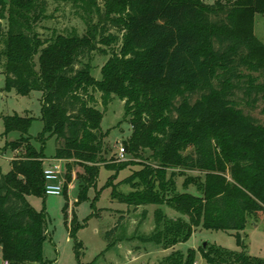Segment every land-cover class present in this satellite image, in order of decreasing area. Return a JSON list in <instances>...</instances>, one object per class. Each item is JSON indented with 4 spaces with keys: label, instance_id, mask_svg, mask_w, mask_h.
<instances>
[{
    "label": "trees",
    "instance_id": "1",
    "mask_svg": "<svg viewBox=\"0 0 264 264\" xmlns=\"http://www.w3.org/2000/svg\"><path fill=\"white\" fill-rule=\"evenodd\" d=\"M49 1L71 5L84 32L72 27L42 38L36 26L49 17ZM256 14H264V0H0L3 88L42 92L39 140L54 136V158L65 162L69 178L72 165L82 167L78 201L100 164L116 163L103 157L108 132L100 128L103 111L96 103L97 94L104 106L118 97L132 126L124 150L151 151L152 162L123 179L129 192L114 193L134 207L158 206L144 240L169 249L201 224L238 231L247 216L264 211V124L245 111L264 102ZM92 52L107 56L100 78L91 73ZM31 118L3 116L4 134L20 133L5 143L18 155L8 172H0V258L6 264L44 262L45 212L26 199L46 196L43 146L36 150L25 136ZM174 168L201 175H187L178 190L175 172L168 171ZM189 185L195 193L186 191ZM163 205L179 215H166ZM75 221L73 235L80 226ZM199 250L203 264H264L244 250L209 243ZM195 262L189 248L172 251L160 264Z\"/></svg>",
    "mask_w": 264,
    "mask_h": 264
},
{
    "label": "rangeland",
    "instance_id": "2",
    "mask_svg": "<svg viewBox=\"0 0 264 264\" xmlns=\"http://www.w3.org/2000/svg\"><path fill=\"white\" fill-rule=\"evenodd\" d=\"M46 14L49 17L39 22L36 31L42 38H49L52 31L68 32L75 27L83 33L85 25L73 13L71 5L49 1ZM5 25V20L1 21ZM255 35L264 44V14H256ZM107 60L106 55L92 52L90 65L92 75L101 77V66ZM83 61H88L86 58ZM264 79V74L260 81ZM2 65H0V172L6 173L11 168L12 158L18 155L16 150L4 149L7 141L18 139L20 133L13 131L4 134L3 116L21 115L32 117L27 128L30 144L39 150L41 146L45 156L43 166L55 163L61 165V179L63 181L60 195H46L45 197L26 195L29 204L36 210H44L46 216V238L42 243V264H160L163 257L174 250L186 253L189 248L195 250V264H203L202 253L199 247L204 241L206 245L213 244L230 250H244L252 257L264 261V211L256 215L247 216L245 226L241 230L208 229L202 224L196 227L191 236L174 247L164 249L153 242L144 240L154 228L153 212L157 205L132 206L122 202L114 196L115 192L128 193V184L123 179L134 170L140 168V163H150V149L140 147L135 154L124 150L132 134L129 116L124 114L123 101L114 97L107 105H102L97 94L96 108L103 111L100 128L108 132L103 138V157L107 161H114L111 165L100 164L95 182L88 186L84 192V199L78 201L79 180L77 174L83 173L82 167L72 165L70 178L66 175L65 162L55 160L56 148L54 136L44 134L43 144L39 140L44 131L41 119L42 92L33 90L27 94H18L14 90H4ZM264 102L259 99L252 116L264 124L262 113ZM123 148V152L120 148ZM118 162H130L118 168ZM174 171L175 184L182 190V183L187 175H201L198 171L169 169ZM186 191L195 193V186L189 185ZM78 201V202H77ZM166 215L176 217L179 215L166 205L161 206ZM75 217L73 226H80L71 234V219ZM120 217L121 220H120ZM120 220V221H119ZM119 222V223H118ZM117 227L116 229H113ZM112 230V231H111ZM111 231L108 237L106 232ZM242 243L238 244V235ZM1 259V258H0Z\"/></svg>",
    "mask_w": 264,
    "mask_h": 264
},
{
    "label": "built area",
    "instance_id": "3",
    "mask_svg": "<svg viewBox=\"0 0 264 264\" xmlns=\"http://www.w3.org/2000/svg\"><path fill=\"white\" fill-rule=\"evenodd\" d=\"M120 151H124L122 147L120 148ZM43 174L45 179V195H60L63 188L60 164L55 163L45 167L43 169ZM1 264H6V262L2 261Z\"/></svg>",
    "mask_w": 264,
    "mask_h": 264
},
{
    "label": "crops",
    "instance_id": "4",
    "mask_svg": "<svg viewBox=\"0 0 264 264\" xmlns=\"http://www.w3.org/2000/svg\"><path fill=\"white\" fill-rule=\"evenodd\" d=\"M255 19H256V15H255V17H254V32H255ZM12 159H15V158H12ZM55 160H57L58 161V159H56L55 158ZM61 162H64V161H62V160H60ZM59 162V161H58ZM61 166V165H60ZM44 168H45V166H43ZM47 167V166H46Z\"/></svg>",
    "mask_w": 264,
    "mask_h": 264
},
{
    "label": "water",
    "instance_id": "5",
    "mask_svg": "<svg viewBox=\"0 0 264 264\" xmlns=\"http://www.w3.org/2000/svg\"><path fill=\"white\" fill-rule=\"evenodd\" d=\"M206 241H204L203 243H202V247H205L206 246ZM1 262H2V259H0V264H1Z\"/></svg>",
    "mask_w": 264,
    "mask_h": 264
}]
</instances>
